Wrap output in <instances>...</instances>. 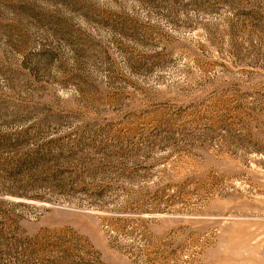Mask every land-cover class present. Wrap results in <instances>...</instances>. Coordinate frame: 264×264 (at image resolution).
Listing matches in <instances>:
<instances>
[{
  "label": "rangeland",
  "instance_id": "obj_1",
  "mask_svg": "<svg viewBox=\"0 0 264 264\" xmlns=\"http://www.w3.org/2000/svg\"><path fill=\"white\" fill-rule=\"evenodd\" d=\"M0 264H264V0H0Z\"/></svg>",
  "mask_w": 264,
  "mask_h": 264
}]
</instances>
